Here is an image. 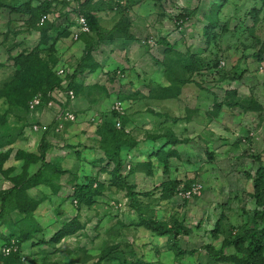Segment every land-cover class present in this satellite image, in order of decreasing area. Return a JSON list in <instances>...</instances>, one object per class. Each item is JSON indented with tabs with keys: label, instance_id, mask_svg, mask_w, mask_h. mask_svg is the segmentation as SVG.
Returning a JSON list of instances; mask_svg holds the SVG:
<instances>
[{
	"label": "rangeland",
	"instance_id": "obj_1",
	"mask_svg": "<svg viewBox=\"0 0 264 264\" xmlns=\"http://www.w3.org/2000/svg\"><path fill=\"white\" fill-rule=\"evenodd\" d=\"M0 1V211L4 192L18 186L10 205L27 210L37 222H21L18 211L0 220V264H223L209 257V247L219 252L225 240L264 227V206L253 198L255 180L264 174L257 172L264 169V55L256 57L264 45L260 1L80 0L96 16L105 39L93 53L95 72L78 76L72 87L70 76L87 44L98 43L90 28L88 37L80 33L78 39L68 30L82 16L78 8L70 11L69 4L54 9L59 26L43 37L36 16L11 9L27 2L36 7L39 0ZM167 19L169 28L163 25ZM147 32L150 38H143ZM156 32L170 36L169 51L176 52L170 73L160 64L164 47L152 51L154 60L141 52L136 55L157 86L168 85L170 75L187 81L179 100H151L144 86L135 87L136 75L128 68L135 70L137 62L131 44L156 41ZM187 46L194 53L189 56L200 55L207 64L223 60L229 70L223 72L238 71L242 78L218 84L215 76H206L201 87L197 67L192 80L182 79L185 68L177 64L190 60L185 58ZM30 54L34 56L28 61ZM142 90L145 98L120 118L124 131L137 142L136 148L121 150L126 164L121 175L134 187L146 219L179 220L190 226L192 234L179 239L184 250L196 251L191 256L178 255L169 235L158 236L142 226L128 186L114 177V164L104 155L101 130L115 124L112 106L122 100L129 108L133 98L128 95L140 96ZM233 91L237 95H227ZM61 99L68 111L57 101ZM218 109H223L222 118L215 120ZM167 130L192 142L174 147ZM43 138L48 167L41 179L46 184L22 185L41 167ZM173 151L177 155L169 159L165 172L163 161ZM87 176L92 178L94 199L81 204L75 194ZM175 180L180 188L199 183L202 195L190 201L178 197L171 183ZM163 195L168 198L161 199ZM74 219L72 235L50 242ZM234 252L230 246L226 255Z\"/></svg>",
	"mask_w": 264,
	"mask_h": 264
},
{
	"label": "trees",
	"instance_id": "obj_2",
	"mask_svg": "<svg viewBox=\"0 0 264 264\" xmlns=\"http://www.w3.org/2000/svg\"><path fill=\"white\" fill-rule=\"evenodd\" d=\"M74 1L75 3L77 2L78 4L77 6L78 10H76V13L79 12L78 14L82 15L86 19L88 26L90 28V31L94 32L97 35L98 43H95V45L89 44V43L87 44V47L85 49L86 53L84 57L79 61L75 72L72 74V76H70L71 82L69 84V87H72L74 80L78 76L84 75L85 72L87 71L92 72V73L95 72V70L97 69L98 63L94 61L93 53L97 51L98 47L100 46V44L103 43L105 39V34L104 32H102V29L98 23L96 16L92 15L91 12L86 11L84 9L85 8L84 3L79 4L80 0H74ZM257 1H260L262 5L264 6V0H257ZM69 4H70L69 2H59L58 3L61 9H63V7H66ZM1 7H3V4L0 1V8ZM79 7H80V10H79ZM11 9H12V12H16L19 14L27 13V14L36 16L37 29L38 31H40L43 37L47 35L49 30L53 29L54 27L59 26L56 20L54 21L47 20V21H44L43 23L41 22V19L43 18V16L53 13L55 9V5L53 4V2H50L48 0H39V4L36 7L31 5L30 2H27L26 4L21 5V6L11 7ZM257 19L258 18L255 19V22L258 21ZM29 24L27 23L28 26ZM70 28H71V25H69L68 30ZM84 35H86L87 37L89 36V34L87 33ZM165 40L166 39L160 38L159 42L161 44L165 43L164 45L171 48V45L169 44V42ZM261 51H262L261 54L256 56L257 59L259 60L262 59V54L264 55V45L261 48ZM30 55L31 56L29 57L26 56L25 59L29 61V59L32 56H34L33 54H30ZM189 58L190 60L187 59L186 62L182 66L179 65V69L186 68L187 66L189 68H186L184 71L188 70L191 73V75L193 73L191 72L193 68L198 67L200 71L203 70L204 68L208 70V74L207 75L206 73L205 75L202 74L201 77L215 76L217 78L216 82L218 84L224 83L225 81L228 80V78H229V81H234V82L235 80L237 81L238 79L242 78V76H238L239 75L238 71L231 75H229V73L227 74V72H223V70L220 67L222 60L218 62V64H207L205 61L203 62L198 57H194L191 55L189 56ZM34 71H37L38 73H40L38 70H34ZM184 71H182L181 73L182 79L183 77H186L185 78L186 80L191 79L192 76L187 71L186 72ZM31 73H32V70L29 71L30 75ZM177 77L174 75H170V77H168V79L171 82V85L167 88H163V92H165V94H163V97H166V98H178L179 97L181 88L184 86L185 83H187V81L183 84V80L179 81L177 80L178 79ZM175 83H177L178 86H176ZM198 84L203 87V85H205V82L198 83ZM61 86H63L62 83L60 84V88ZM228 94L230 96H235L237 95V92L236 91H233L230 93L227 92V95ZM217 101H218V98L215 96L216 105L219 103ZM61 105H62V109H66V111H68L66 103H62ZM217 106L221 107V105L219 104ZM216 111L218 113L220 109ZM112 113H113L112 119L115 124L113 126L110 124H107L104 126V129L101 130L102 132L100 131L103 137L102 141L104 145L106 146L105 147L106 149H104V155L107 160L111 161L114 164V168H113L114 177L118 181L123 183L125 186H128V190H129L128 197L132 201L131 206H133V208L139 211L140 208H139V200L137 198L138 197L137 193L134 190V187L130 184L129 186L126 178L121 175V172L123 168L125 167V161L122 157L123 155L121 154V150L122 149L127 150V151L132 150L137 147V142L124 131L125 126L122 125L121 129H118L116 127L117 119L124 118V116L127 114V111L125 115L123 116H120L118 113L114 111H112ZM3 121H5V119H3ZM167 131L169 133V136H171L170 143L174 147L187 144L191 141L190 138H186V139L178 138L172 130L171 131L167 130ZM40 152H41L40 161L42 163L40 169L31 178H28V180L22 185L38 186V185L46 184V181L44 179L43 180L41 179L43 170H45V168L48 167V163L46 162V148L44 146V138L42 139L41 144H40ZM176 155H177L176 151H173L166 155V158L163 161L165 165V172H166V167L168 168L169 159L174 158ZM257 172H259L260 174L261 172H264V169H259ZM84 182L83 184H81L80 187L77 188V192L75 196L79 203L90 204L92 200L94 199V193H93L94 188H93L92 178L87 176ZM171 183L174 187V190H176L174 191L175 192L174 194H177V195L181 190H184V191L190 190L194 184V183H190L189 185L184 186L183 188H180V185H181L180 181L175 180V181H172ZM17 189H18V186H15L4 192L3 203H2L1 211H0V220L8 217L10 214H12L15 211H18L20 214L23 215L21 222H25V223L28 222V223L37 225L36 220H34V217L27 210L22 211V209L20 210L19 207H16L13 204L10 205V199L12 198V196L14 195ZM167 198H168L167 196L163 195V198L161 199H167ZM253 198L256 200V204L258 206H264V174L262 175L260 179L255 180V194ZM139 212H140L141 220L144 221V223H142V226L154 232L158 236L169 235L173 246L176 248V251H178L177 252L178 255L184 254V255L191 256L196 253L195 250H192V251L184 250L180 244L179 238L181 236H189L192 233V230L188 228L187 226H185L183 222H180L179 220H171L167 222V221H158L155 219H146L143 212H141V210ZM74 221L75 219L70 222V225H66V226L64 225L63 228L57 233L56 237L52 238L50 242L57 244V243H60L64 238L72 235L73 230L69 227L71 226V223H74ZM263 222H264V218H263ZM43 243H46V241L44 240ZM230 246H233L236 252L226 255V250ZM208 252H209L210 258L216 261H219V262L236 263V264H264V227L260 229L253 228V229L245 230L241 234H237L233 238L225 240L219 252H217L211 247H209Z\"/></svg>",
	"mask_w": 264,
	"mask_h": 264
},
{
	"label": "crops",
	"instance_id": "obj_3",
	"mask_svg": "<svg viewBox=\"0 0 264 264\" xmlns=\"http://www.w3.org/2000/svg\"><path fill=\"white\" fill-rule=\"evenodd\" d=\"M254 2H255V5H256V3H258V1L257 0H253ZM167 20H169V21H165L164 22V24L163 25H165L164 27H167V28H169V26L171 25L170 23H171V21H170V19H167ZM73 23V25H71V28H74V27H77L78 25H77V23H76V20L74 21V22H72ZM158 27H162V25H158ZM160 30H162L163 28H159ZM152 30L153 31H155L153 28H152ZM158 30V29H157ZM163 33H164V31H163ZM156 34V36H157V39L158 40H160L159 39V37L160 38H162V39H166L168 42H169V44L170 45H172L171 44V42H170V40H169V37L170 36H168V35H166V34H158V32H156L155 33ZM143 35V38L144 37H148L150 34H149V32H147V34H142ZM155 36V37H156ZM149 38H150V36H149ZM149 40V39H148ZM158 40H156V41H154V40H152V44H149L148 43V41L147 42H145V43H140V44H131V48L133 49L132 50V58H134V59H136V60H133L134 62L135 61H137L136 62V66H135V70L133 69V67H129L128 66V68L130 69V70H132V71H134V72H132L131 74L133 75H136V80H135V82H137V83H135V87H137V89H138V87L139 88H141V85L142 86H144V90H147L148 91V97H150V99L152 98V99H154L155 101H158L159 103H162V102H167V101H174V100H179L181 97H182V95H183V91H184V88L186 87V85H185V87H182L181 88V92H180V95H179V97L178 98H166V97H163V94H165V92H163V90H160V89H163V88H167V87H169L170 85H171V82H170V80L169 79H167L168 81V85H163L162 83H161V81H160V85L159 86H157L156 85V83H154V81H155V79H154V75L153 74H151V73H149V74H151L150 75V77H149V79H148V81H146V82H142V77L143 76H146V75H148V73L146 74V72L147 71H145L144 69V67H142L141 66V64H140V60H138L139 58H140V56L141 55H139V56H137L136 55V52H139V54H140V52H141V54L142 55H144V54H146V55H144L145 56V58L146 57H149V58H151V60H154L155 58H154V56L151 54L152 53V51H154L155 49H157V48H160V47H164V56H163V58H162V60H161V63L160 64H162L163 66H167V73H170V71H169V68L171 67V65L173 66L174 64V62H175V54H176V52L175 51H173V52H170L169 50H170V47H167L166 45H164V44H161ZM165 40V41H166ZM150 41V40H149ZM176 45H177V43H176ZM188 47V49H187V52H185V58L187 59V57L190 55V53H193L192 51V49L189 47V46H187ZM165 48L167 49V51H165ZM147 50H149V51H147ZM176 51L177 52H181V49L177 46V48H176ZM129 53V52H128ZM182 53V52H181ZM130 54V53H129ZM194 54V53H193ZM192 55V54H191ZM173 57V58H172ZM142 58H144V57H142ZM144 58V59H145ZM198 58H200L201 60H202V58H201V56L199 55L198 56ZM142 61V60H141ZM159 61V60H158ZM134 62H132V65H134ZM180 62V61H179ZM184 62H186V60L184 61ZM157 63V62H156ZM164 63V64H163ZM222 64L224 63V65H222V64H220V67H221V69L224 71H229L228 70V66L226 65V63L225 62H223V60H222V62H221ZM178 66L179 65H183V64H181V62L180 63H178L177 64ZM186 65V64H185ZM186 68H189V67H187L186 66ZM185 68V69H186ZM234 69H235V67H234ZM233 69V70H234ZM197 68H193V70L191 71V72H193L192 73V75H191V73L188 71V70H186L191 76H193L195 73H197ZM145 71V72H144ZM186 71H184V72H186ZM235 71V70H234ZM126 73V75H127V71L125 72ZM205 73H206V75L208 74V70L207 69H203V70H201V71H199V74H198V83H204V82H202L203 81V79H205V76L204 77H201L202 76V74H204L205 75ZM153 77V78H152ZM196 79V78H195ZM191 80H192V78H191ZM195 81V80H194ZM234 82V81H233ZM194 85L196 86V84H195V82H194ZM206 85V84H205ZM204 86V85H203ZM202 87V86H201ZM137 91V90H136ZM143 91V90H142ZM140 92V91H139ZM205 92V91H204ZM135 95H137V94H135ZM151 95V96H150ZM128 96H131L133 99V103H131V105H130V107L127 109V113H129V109H130V111H131V108L133 109L134 107H135V105L136 104H138L139 103V100L141 99V98H145V91H143V94H141L140 96H137V97H133V95H128ZM151 99V100H152ZM133 106V107H132ZM188 111H192L191 109H187ZM196 110V109H195ZM210 110H208V111H206L205 113H206V119H207V121L209 122V118H208V112H209ZM159 112V111H158ZM221 112H222V114H223V109H222V111H219L216 115H215V120H219V119H221L222 118V114H221ZM196 113H197V111H196ZM203 111H201V114H205ZM156 116H158V113L156 114ZM202 116V115H201ZM204 116V115H203ZM178 119H180L179 117H177ZM187 119H185V120H183L184 122L186 121ZM154 121V120H153ZM192 121V120H191ZM188 122V121H187ZM189 122H190V120H189ZM192 140V139H191ZM190 142H192V141H190ZM59 160H61L60 158H58ZM126 165V164H125ZM188 227H190V226H188ZM192 234V233H191ZM218 264H222V263H218ZM223 264H227V263H223Z\"/></svg>",
	"mask_w": 264,
	"mask_h": 264
},
{
	"label": "built area",
	"instance_id": "obj_4",
	"mask_svg": "<svg viewBox=\"0 0 264 264\" xmlns=\"http://www.w3.org/2000/svg\"><path fill=\"white\" fill-rule=\"evenodd\" d=\"M50 2H53V4L55 5V10L61 9V7L58 5L59 2H69L70 3V8H68L70 11H72L73 9H77V5L75 3L74 0H48ZM55 10L53 11V13L48 14L43 16V18L41 19V22L43 23L44 21H54L55 19ZM81 16V15H80ZM56 17H58V14L56 15ZM76 23H77V27L72 28V32L74 33L76 39L79 38V34L80 33H86L89 32V26L88 23L86 21V19L81 16L76 18ZM149 44H152V40L148 41ZM222 64V63H221ZM224 65V63L222 64ZM263 67H261L262 69ZM64 72V70L60 71V74H62ZM66 95L70 96L71 98H74L73 93L71 92L70 94H68V92H66ZM68 99V97H67ZM65 100V98H64ZM64 100H57L60 103H65ZM36 104H38V101L35 102ZM128 109V106L126 107L125 102L121 101V100H117L114 105L112 106V111L118 113L120 116L125 115L126 111ZM64 115H67V118L71 121H73V117L71 116V113L69 112H65L63 113ZM116 127L118 129L122 128V122L120 120V118L117 119L116 121ZM128 169H130V166H128ZM202 195V186L199 183H195L193 184L192 188L190 190L184 191L181 190L178 193V197H181L184 200L190 201V200H194L196 198H199Z\"/></svg>",
	"mask_w": 264,
	"mask_h": 264
}]
</instances>
